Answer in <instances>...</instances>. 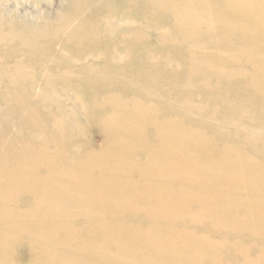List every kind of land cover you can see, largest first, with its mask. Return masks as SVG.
<instances>
[{"label":"bare ground","instance_id":"bare-ground-1","mask_svg":"<svg viewBox=\"0 0 264 264\" xmlns=\"http://www.w3.org/2000/svg\"><path fill=\"white\" fill-rule=\"evenodd\" d=\"M98 1L101 0H65L62 28L70 26L74 19L77 23L68 34L69 40L62 39V46L79 48L81 56L86 58H93L96 52L101 55L99 64L93 61L92 65L87 63L80 67L86 79L95 76L97 81L102 79L96 74L97 68L115 71L116 79L109 85L99 81L103 85L100 92L112 107V115L105 117L89 111L87 119L115 138L116 147L111 149L110 139H106L98 148L85 145L72 149L75 142L70 141V136L84 122L76 108L67 120L63 115L56 117L57 125L53 128L42 116L26 119L35 127L40 139L12 142L14 136H11L0 152V217L7 222L5 228H0V264H25L10 254L18 242L17 236H27L42 248L39 255L24 254L27 261L36 260L35 264H86L85 259L132 264L142 262L145 253L156 264H226L216 253L218 250L226 251L229 257L240 258L241 264H264V245L256 249L247 242L249 237L258 236L264 243V159L246 155L244 148H236L237 163L244 173L235 178L226 164V151L218 157L203 151L202 147L214 146V139L202 128L191 131L168 114L165 105H157L155 112L148 111L142 102L146 91L119 79L121 73L130 72L132 78L142 79L156 86L160 93L184 104L191 97H200L196 105L200 111L210 108L220 112L215 107L227 109L232 105L239 113L244 108L241 103L244 96L264 101V57L247 55V50L254 46L264 47V0H126L125 6L135 5L142 10L140 17H136L140 24L162 28L161 34H152L149 39L139 34L122 37L120 31L113 33L96 23L99 14L113 0H103L102 4ZM31 16L34 19L40 14L31 13ZM49 18L50 15L45 14L43 20L40 17L38 21L25 22L24 18L16 21L9 16L4 26L8 38L17 39L18 48L34 52L39 58L42 56L40 40H50L54 31L62 29ZM2 25L0 21V28ZM228 42L231 59L246 60L251 74L245 76L233 63L219 57L216 48ZM120 53L123 54L122 65L114 70L117 63L114 57ZM173 54L176 56H171ZM30 62L40 63V59ZM46 74L52 75V71ZM22 78L20 71L10 81L7 92L21 110L18 103L24 93L13 85ZM46 84L47 81L40 94L43 104L51 106L56 104V89L51 90ZM132 90L140 100L130 103L123 100L122 94ZM145 126L149 131L143 136ZM24 127L26 132L33 129ZM137 134L141 144L158 148L159 161L134 159V147L128 138ZM248 145L262 148L264 140L248 141ZM14 149L21 150L22 158L11 160ZM118 175L125 180L118 179ZM177 183L183 189L177 188ZM231 191L242 195L226 196ZM18 193L22 198L33 197L25 212L5 203L7 197L18 196ZM93 208L98 211L93 218L97 227L96 242L85 243L82 234L77 233L71 240L78 244L71 252L78 254L77 258L56 257L45 249L53 233L60 229L59 220H69L75 212L88 217ZM40 212H47L52 222L34 230L19 226V221L27 216L37 220ZM118 212L148 215L160 225L153 229L129 230L124 219L116 218ZM173 220L198 222L209 232L227 230L243 236L245 241L224 237L210 246L206 236L197 237L165 223ZM208 245L210 250L206 249Z\"/></svg>","mask_w":264,"mask_h":264},{"label":"rangeland","instance_id":"rangeland-1","mask_svg":"<svg viewBox=\"0 0 264 264\" xmlns=\"http://www.w3.org/2000/svg\"><path fill=\"white\" fill-rule=\"evenodd\" d=\"M98 1L97 3H101ZM126 0H113L104 11L99 14V21L96 23L104 25L108 30L111 29L113 33L119 32V36L130 34L136 36L139 34L144 39H149L152 34H161L162 28L159 26H149L140 24L136 20V17H140L141 9L135 5L125 6ZM66 5L65 0H0V21L3 25L0 28V37L4 36L6 39L0 38V152L3 151V145L5 141L11 136H14L12 142H32L33 140H39L40 135L36 133L35 127L26 119H32L34 116H42L43 120L52 123V128L57 125L55 121L56 117L63 115L66 117L72 116V109L76 108L78 115L84 120L82 127L76 128L77 132L70 136L71 142H75L72 149L78 150L87 145L89 148H98L107 139H110L109 147L114 149L116 147L115 138H111L106 135L100 129H98L93 121L87 119V113L89 111H96L105 117L112 115V107L108 104L106 97L101 93L103 87L102 84L109 85L115 78V71H104L97 68L96 74L100 75L102 79L97 81V77L94 79H86L80 71L81 66H85L87 63L92 65L99 64L101 61V55L97 52L93 58H86L82 55V51L79 48L73 46H62V39L69 40L68 34L77 22L75 19L70 26L63 27L64 13L62 7ZM110 7V8H108ZM31 13L40 14L32 19ZM118 13L119 15H115ZM49 14L51 21L54 25H58V31H54L55 35L50 40L42 41L40 52L41 57H35L34 52L24 51L22 48L16 46V38H8L7 29L4 26L5 19L15 17L16 21H38L43 20L44 15ZM1 17H4L2 19ZM105 19H108V22ZM245 23V22H244ZM118 24L117 27L111 26ZM244 25V24H242ZM7 36V37H6ZM147 44L149 42L145 40ZM211 42H209L210 45ZM230 42L225 43L223 46L216 48V51L220 58L230 63H233V67L243 72L245 76L252 73L251 66L244 59L233 60L227 51V46ZM150 45V44H149ZM212 49H214L212 44ZM213 52V50H208ZM211 54H207V57ZM249 58L264 57V47L254 46L247 50ZM176 56V55H171ZM123 54H119L114 57L116 64H114V70L116 67L122 65ZM32 59H40V63L30 62ZM89 59V60H88ZM30 62V63H29ZM48 70L52 71V75L46 74ZM20 71L23 74V78L18 84L13 86L24 93V97L19 101L18 105L23 108L22 110L16 107L7 95L10 87V81L16 78ZM120 80L131 83L137 90L146 91L143 94L142 102L147 107L148 111L155 112L158 108L157 105H165L167 113L174 119L181 121L191 131H195L198 128H202L206 135L214 139L213 147H202L203 151L209 155H215V157L223 156V151L227 152L225 155L226 164L232 172V176L240 178L244 173V170L238 166L236 148H244L246 155H251L256 158L264 159V147L258 145L249 146L248 141H263L264 140V101L255 100L244 96L241 98L243 104L239 113L232 105L228 108L215 107L220 112H214L206 109L200 111L196 109L200 97H191L189 101L184 104L177 98H173L168 95H164L157 91L156 86L149 83H145L142 79L132 78L130 72L121 73ZM210 80V79H209ZM215 78L210 81L214 82ZM47 81L46 86L51 90L56 89V95L54 99L56 104L51 106L43 104V97L40 92L43 85ZM226 85V84H225ZM122 99L127 102L134 100H140L134 90L126 91L122 94ZM229 100V99H226ZM236 103V102H235ZM41 105V106H40ZM211 107V104H208ZM214 108V109H215ZM215 109V110H216ZM27 110H32L28 113ZM235 112V115L231 113ZM254 124V125H253ZM24 125L30 126L33 129L25 131ZM256 126V127H255ZM74 129V124L72 126ZM188 130V129H187ZM149 131V127L145 126L142 135L144 136ZM74 136V137H73ZM131 137V136H130ZM139 135L137 134L133 138H128L129 144L134 147L133 157L136 160L144 161L150 158L153 161H159L161 158L158 148L155 149L149 146L148 143L143 145L140 143ZM21 150L14 149L11 160L15 161L22 158ZM55 162V160H54ZM118 179L125 180L124 176L118 175ZM124 182V181H122ZM160 183V182H159ZM160 184L163 185L161 182ZM51 186V184H49ZM177 188L183 189V186L179 183ZM14 191V188H11ZM242 194L237 191H231L226 196L228 197H240ZM252 197V195L249 194ZM32 196L22 198L21 196L7 197L5 203L8 207H15L20 212L27 210V203L32 201ZM10 211V209H5ZM98 214L96 209L89 211L88 217H84L80 212H75L69 220H59V228L53 233L51 242L45 246V249L56 257L60 258H77V255L72 254L73 248H77L78 244L73 243L71 240L78 234H82L85 243H94L97 227L93 223V218ZM116 218L124 221L128 224L127 229H153L160 225L159 222H153L148 215H122L118 212ZM49 222H52L47 212H40L39 218L35 220L31 216H27L19 221V226L22 229H40L42 225L47 226ZM171 228L181 229L194 236L201 237L206 236L208 238L210 246L221 242L222 238L229 237L233 241H245V238L241 235L230 234L227 230L213 229L211 232L198 222H184L180 223L177 220L165 222ZM6 219L0 217V228L6 227ZM162 224V222H161ZM156 226V227H155ZM85 236V237H84ZM18 242L11 249L12 257L16 260H20L25 264H35L36 260H26L27 256H24L26 252L31 255H39L42 248L38 244L34 243L27 236H17ZM127 241V240H126ZM96 242V241H95ZM130 242V240H129ZM247 242L254 245V248L258 249L263 246L262 239L258 236H251ZM128 244V243H126ZM206 249H209V245ZM216 253L226 264H241L240 258L236 256L229 257L228 253L224 250H218ZM8 258V257H5ZM86 264H107L105 262H99L92 259H85ZM42 264H48V262H41ZM132 264H156L155 260L148 254H144L142 262Z\"/></svg>","mask_w":264,"mask_h":264}]
</instances>
